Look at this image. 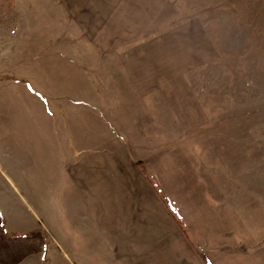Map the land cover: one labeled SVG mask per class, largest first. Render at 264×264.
Masks as SVG:
<instances>
[{
    "label": "rangeland",
    "instance_id": "obj_1",
    "mask_svg": "<svg viewBox=\"0 0 264 264\" xmlns=\"http://www.w3.org/2000/svg\"><path fill=\"white\" fill-rule=\"evenodd\" d=\"M108 2L0 0V264H264V0Z\"/></svg>",
    "mask_w": 264,
    "mask_h": 264
},
{
    "label": "crops",
    "instance_id": "obj_2",
    "mask_svg": "<svg viewBox=\"0 0 264 264\" xmlns=\"http://www.w3.org/2000/svg\"><path fill=\"white\" fill-rule=\"evenodd\" d=\"M71 1H87V6H89L90 4H93V1H113L112 3L108 2L106 5H110V4H115V1H118V5H121L122 3H120L121 1H132L133 2V6L135 8H144L146 11V13H144V15H151L152 14V10L154 9L155 5L153 1H172V0H71ZM168 3V2H166ZM165 3V4H166ZM125 5V3H124ZM163 8V7H162ZM103 14L105 13L104 8L102 9ZM161 10V9H160ZM149 41H143V45L149 46ZM110 67L114 70H120V69H125V65L123 66L122 63H117L114 64L113 66L110 65ZM131 69H139V68H134L131 67ZM156 66H148L145 65L144 67L141 68L142 72H131V71H127L124 73L123 78L117 74L115 75L116 78L111 77L109 78L111 81L113 80V82L109 81V84L115 85L119 88V86H123V91H125L124 95L121 93H117L114 94V98H112V101H123L125 103H129V105H127L128 109H131L132 112L130 113V115H127L123 118V122L121 124V122L119 123L120 125L118 127L119 128V132L121 133H132L135 136H137L138 138H144L147 137L146 132V126L144 125L145 119L147 118V116L149 115L148 113H145L143 110H141L139 103L140 102H145V100H149L150 97V91L153 89L152 86H154L156 84V80H152V78L154 76H156L157 71H155ZM145 74V75H144ZM163 77V76H161ZM165 78H161L159 81L163 80ZM158 81V80H157ZM103 84H106V81H103ZM159 84V83H158ZM125 87V88H124ZM119 90L122 91L121 88H119ZM135 91H138L139 93H136ZM147 91V92H146ZM143 92V93H142ZM139 105L138 108L134 109L133 107H136V105ZM141 135L138 136V135ZM144 136V137H143ZM146 139V138H145ZM143 140V139H141ZM138 144L142 145L145 144L144 140L142 142L140 141H135V142H131V141H125V145L124 146H128L130 150H138ZM122 145L119 143V151L118 152H114L111 154L110 158L113 159L117 154H121V156H123V151L121 149ZM111 161V165H112ZM114 172L110 169L107 171L112 177L114 178H118L121 177L125 174L128 173V171L124 172L123 171V166H122V170L120 167H118L117 164H114ZM118 180V179H116ZM128 194V192H122L120 197L122 196L125 197L126 195L123 196V194ZM79 255L75 256L76 261L79 260V258L77 257Z\"/></svg>",
    "mask_w": 264,
    "mask_h": 264
}]
</instances>
